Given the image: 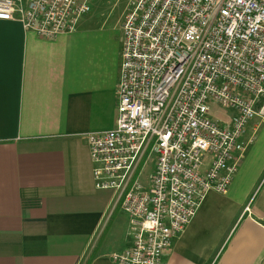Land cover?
I'll list each match as a JSON object with an SVG mask.
<instances>
[{"label":"crops","instance_id":"0c3cea01","mask_svg":"<svg viewBox=\"0 0 264 264\" xmlns=\"http://www.w3.org/2000/svg\"><path fill=\"white\" fill-rule=\"evenodd\" d=\"M88 1L77 30L52 40L0 21V264H113L132 245L84 137L115 126L127 5L111 18ZM242 141L227 193L206 194L163 264H264V118Z\"/></svg>","mask_w":264,"mask_h":264},{"label":"built area","instance_id":"2783aa9c","mask_svg":"<svg viewBox=\"0 0 264 264\" xmlns=\"http://www.w3.org/2000/svg\"><path fill=\"white\" fill-rule=\"evenodd\" d=\"M90 11L88 0H0V21L43 40ZM121 31L115 126L84 137L95 188L130 218L132 245L110 261L163 264L206 194L227 193L244 128L264 118V0H130ZM211 104L235 114L229 126Z\"/></svg>","mask_w":264,"mask_h":264},{"label":"rangeland","instance_id":"374dc122","mask_svg":"<svg viewBox=\"0 0 264 264\" xmlns=\"http://www.w3.org/2000/svg\"><path fill=\"white\" fill-rule=\"evenodd\" d=\"M129 1L130 0H91L90 2H92L94 9L99 8V12H101V14L110 16L111 18H115L117 16L119 17V14L122 12ZM234 116L235 114L233 112L222 108L217 104H211L210 117L215 118L221 125L229 126L233 121ZM144 172V177L148 181L149 171L146 170Z\"/></svg>","mask_w":264,"mask_h":264}]
</instances>
